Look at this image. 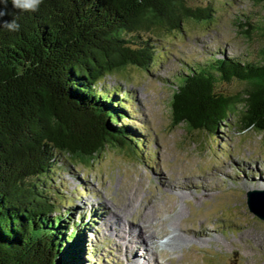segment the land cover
<instances>
[{
	"label": "trees",
	"instance_id": "trees-1",
	"mask_svg": "<svg viewBox=\"0 0 264 264\" xmlns=\"http://www.w3.org/2000/svg\"><path fill=\"white\" fill-rule=\"evenodd\" d=\"M216 12L207 0H42L35 11L8 0L3 20L20 29L0 24V264H91L94 218L55 204L52 175L64 157L91 165L107 146L144 147L124 122L131 92L108 77L150 71L167 55L161 37ZM254 28L264 34V22ZM186 61L174 75L173 126L211 136L234 116L242 131L264 132V45L258 60L224 51ZM233 81L245 87L221 88Z\"/></svg>",
	"mask_w": 264,
	"mask_h": 264
},
{
	"label": "rangeland",
	"instance_id": "rangeland-1",
	"mask_svg": "<svg viewBox=\"0 0 264 264\" xmlns=\"http://www.w3.org/2000/svg\"><path fill=\"white\" fill-rule=\"evenodd\" d=\"M207 1L217 8L214 21L187 20L183 31L161 37L167 55L160 59L159 65L150 66V71L128 67L120 75L107 79L109 87L120 85L131 92L127 107L130 118L124 122L140 131L145 138L144 147L132 152L107 146L91 165L75 164L64 157L52 175L55 204L63 211L69 206L76 208L73 211L76 215L88 211L89 218H94L91 264H128L126 255L117 246L120 242L123 245V240L105 232L101 215L105 207L122 206L132 197L137 208L132 209L127 223L137 227L138 209L153 194L160 207L173 203L175 212L182 211L178 222L183 227L205 228L209 233L191 236L180 231L192 242L175 248L167 245L162 248L165 236L159 240L158 249L163 252L146 258L138 256L139 263L258 264L264 254L252 240L257 235L264 238V219L248 204L252 190L264 193V132L254 128L242 131L234 116L211 136L204 131L189 130L183 123L172 125L174 75L186 60L203 61L212 54L221 56L224 51L258 60L264 45V34L254 28L264 22L263 2ZM244 87L240 81L221 86L230 93ZM163 177L171 182L188 181L192 187L172 189L163 185ZM252 184L257 185L250 187ZM181 194L186 198L180 197ZM139 196L143 201L140 207ZM250 244L253 245L248 247Z\"/></svg>",
	"mask_w": 264,
	"mask_h": 264
},
{
	"label": "bare ground",
	"instance_id": "bare-ground-1",
	"mask_svg": "<svg viewBox=\"0 0 264 264\" xmlns=\"http://www.w3.org/2000/svg\"><path fill=\"white\" fill-rule=\"evenodd\" d=\"M163 178V185H166L167 187H170L172 189L192 187V184L188 181L186 183H179L176 181L171 182L168 177ZM251 182L256 183L255 180H252ZM253 185L254 184H252L250 187H254L257 184H255L254 186ZM262 186H264V184H262ZM180 197H182L183 199L186 198L184 194H181ZM138 198L139 202L137 203V206L140 202H143L141 201L142 198L140 196ZM146 198L147 203L145 205L143 204V207L138 209L140 220L137 227L130 223H127L129 220L128 215H130L132 209H134V207L136 206V203H134L135 201L134 199H132V197H129L128 202H126L122 206L105 207L106 209L101 215V220L103 226L105 227V232L108 231L111 235L113 234L116 239L118 238L120 240H123V245H120L121 242L119 241L120 243L117 244V246L119 250L126 255V261L128 262V264H145L138 262V256H143L146 258L149 254L156 255L158 253H162L163 250L158 249L161 245L159 244V240H161L165 236L167 238L166 241H164V245H161L162 248H166V245L174 248L182 247L192 242V238L190 239V237L183 235L180 231H184L191 236H205L206 234L208 235L209 232L205 228H193L191 226L183 227L181 223L178 222V217L180 216V213L182 214V211L179 210L175 212L173 203L169 202L170 204L166 203L164 207H160L157 204L156 199H154V194L153 196ZM140 206L141 205H139V207ZM247 230L243 229V231ZM252 240L255 241V244H258V246L261 247L259 248V250L261 249L262 253H264V238L262 239V237L260 238L257 235L256 237L252 236ZM251 245L253 244H250L248 247H250ZM257 248L258 247H256V249ZM245 250L244 253L246 252ZM257 261H259L258 264H264V254L261 255Z\"/></svg>",
	"mask_w": 264,
	"mask_h": 264
},
{
	"label": "clouds",
	"instance_id": "clouds-1",
	"mask_svg": "<svg viewBox=\"0 0 264 264\" xmlns=\"http://www.w3.org/2000/svg\"><path fill=\"white\" fill-rule=\"evenodd\" d=\"M42 0H11L12 7L22 11H35L38 9ZM8 15V0H0V24L8 31H18L19 23L15 19L8 21L3 20V17Z\"/></svg>",
	"mask_w": 264,
	"mask_h": 264
},
{
	"label": "water",
	"instance_id": "water-1",
	"mask_svg": "<svg viewBox=\"0 0 264 264\" xmlns=\"http://www.w3.org/2000/svg\"><path fill=\"white\" fill-rule=\"evenodd\" d=\"M252 194V193H251ZM248 204L250 209L264 219V193L258 190L253 192V195H249Z\"/></svg>",
	"mask_w": 264,
	"mask_h": 264
}]
</instances>
